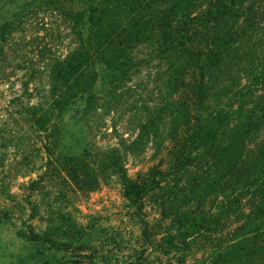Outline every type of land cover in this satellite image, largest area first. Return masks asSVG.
Segmentation results:
<instances>
[{
  "label": "trees",
  "instance_id": "trees-1",
  "mask_svg": "<svg viewBox=\"0 0 264 264\" xmlns=\"http://www.w3.org/2000/svg\"><path fill=\"white\" fill-rule=\"evenodd\" d=\"M57 23L69 29L72 47L40 57L47 101L27 113L48 142L51 176L81 194L117 176L122 197L141 214L140 257L159 242L164 254L194 248L195 235L208 264H264V0H0V73L14 66V39ZM140 46L162 66L166 99L144 111L132 141L119 138L93 155L60 153L64 116L91 110L97 85L122 87L140 68ZM19 59L21 70L34 62ZM149 141L155 162L133 179L127 157ZM147 202L158 215L150 234ZM166 224L184 231L162 235Z\"/></svg>",
  "mask_w": 264,
  "mask_h": 264
},
{
  "label": "rangeland",
  "instance_id": "rangeland-1",
  "mask_svg": "<svg viewBox=\"0 0 264 264\" xmlns=\"http://www.w3.org/2000/svg\"><path fill=\"white\" fill-rule=\"evenodd\" d=\"M28 29L26 37L14 39L8 49L14 66L0 73V264H208L195 235L188 239H194V248L180 244L178 251L164 254L159 247L165 244L159 242L140 257L141 214L122 197L117 176L110 175L84 194L51 176L44 149L48 142L27 113L31 105L47 101L48 80L38 60L64 56L73 37L59 23L45 26L47 32L39 25ZM43 48L47 55L41 56ZM150 51L145 46L134 50V58L142 63L122 87L113 91L97 85L91 110L74 107L64 116L60 153L85 150L93 155L115 147L119 138H135L144 111L166 99L163 83L157 82L163 69L149 59ZM22 57L34 60L22 64L29 70L32 66V74L15 66ZM156 150L149 141L129 155L127 175L134 179L146 172ZM142 215L150 234L158 219L155 207L147 202ZM170 230L184 231L166 224L162 235Z\"/></svg>",
  "mask_w": 264,
  "mask_h": 264
}]
</instances>
